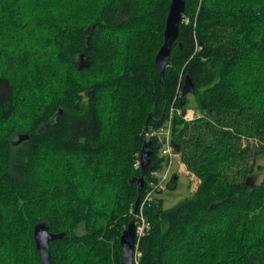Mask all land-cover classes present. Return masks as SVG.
Segmentation results:
<instances>
[{
	"label": "trees",
	"instance_id": "trees-1",
	"mask_svg": "<svg viewBox=\"0 0 264 264\" xmlns=\"http://www.w3.org/2000/svg\"><path fill=\"white\" fill-rule=\"evenodd\" d=\"M171 2L0 0V264H43L39 224L63 233L50 264H121L141 208L135 264H264V0H185L162 81ZM187 77L198 115H176L173 139L200 183L142 205L163 166L151 137L135 211L146 133L191 109Z\"/></svg>",
	"mask_w": 264,
	"mask_h": 264
},
{
	"label": "water",
	"instance_id": "water-1",
	"mask_svg": "<svg viewBox=\"0 0 264 264\" xmlns=\"http://www.w3.org/2000/svg\"><path fill=\"white\" fill-rule=\"evenodd\" d=\"M186 2L185 0H172L170 9L166 19V29L164 33L165 41L156 55V62L160 68L161 80L164 79L165 67L168 65L172 46L174 41L179 35L180 24L183 20V14L185 12ZM195 90V85L190 77H187L183 85L180 105L184 106L186 103L187 95ZM28 138L27 134L21 135L19 141ZM154 156L152 140L149 136H146L141 153L140 162L142 167V175L137 178L138 181V198L135 202V211L140 204V196L144 190L146 182L147 168L150 165ZM63 234V233H62ZM62 234H53L44 224H39L34 230V239L36 249L41 256L43 264H50L51 252L50 242L56 238L62 236ZM136 223L135 217L131 219L127 228L124 230L121 236L122 244V261L121 264H135L136 262Z\"/></svg>",
	"mask_w": 264,
	"mask_h": 264
},
{
	"label": "built area",
	"instance_id": "built-area-1",
	"mask_svg": "<svg viewBox=\"0 0 264 264\" xmlns=\"http://www.w3.org/2000/svg\"><path fill=\"white\" fill-rule=\"evenodd\" d=\"M176 115H182L187 120L195 118L190 110H183L182 107L173 105L168 111L164 122L159 126L147 131L146 135L156 138L159 144V156L163 158V166L151 171V178L148 183L147 191L143 198V204L151 203L161 190L167 188L168 182L173 176L174 158L178 155L177 148L173 139V125ZM143 207V206H142ZM141 212L135 216L136 235L142 236L149 228V223ZM139 252L136 251V259Z\"/></svg>",
	"mask_w": 264,
	"mask_h": 264
},
{
	"label": "rangeland",
	"instance_id": "rangeland-1",
	"mask_svg": "<svg viewBox=\"0 0 264 264\" xmlns=\"http://www.w3.org/2000/svg\"><path fill=\"white\" fill-rule=\"evenodd\" d=\"M189 98V106L191 109V113H196L198 115V111L195 110V98L193 95V92H190L188 94ZM193 109V110H192ZM195 115V116H196ZM19 139V137H18ZM180 154L178 153L177 156L174 158V164H173V175H178L177 183L175 188H165V190L162 193H158V197H160L163 200V207L165 209L172 208L179 204L181 201H183L186 198L192 197L193 191L192 186L195 181H198V176H196L193 172L190 170V178L188 175H186L184 172L178 171V166L180 164ZM259 163L261 165H264V157L259 159ZM173 177V176H172ZM264 178V167L262 169H257L255 172V176L253 178L254 182H260ZM196 186V185H195ZM194 186V187H195Z\"/></svg>",
	"mask_w": 264,
	"mask_h": 264
},
{
	"label": "crops",
	"instance_id": "crops-1",
	"mask_svg": "<svg viewBox=\"0 0 264 264\" xmlns=\"http://www.w3.org/2000/svg\"><path fill=\"white\" fill-rule=\"evenodd\" d=\"M192 110H193V109H192ZM193 114H194V116L196 115L195 112H194ZM179 159H180V157H179ZM178 171H180V172H184L186 175H188L190 178H192V176H190V174H189L190 171H188L187 166L181 161V159H180V164H179V166H178ZM199 183H200V179H198V181H195V182L193 183V186H192V191H193V192L197 189ZM195 185H196V186H195ZM194 186H195V187H194Z\"/></svg>",
	"mask_w": 264,
	"mask_h": 264
},
{
	"label": "bare ground",
	"instance_id": "bare-ground-1",
	"mask_svg": "<svg viewBox=\"0 0 264 264\" xmlns=\"http://www.w3.org/2000/svg\"><path fill=\"white\" fill-rule=\"evenodd\" d=\"M150 178H151V177H150ZM148 183H149V180H148ZM148 183H147V184H148Z\"/></svg>",
	"mask_w": 264,
	"mask_h": 264
}]
</instances>
